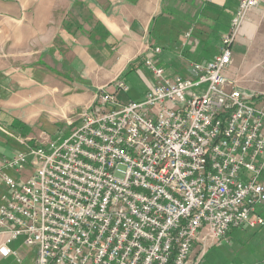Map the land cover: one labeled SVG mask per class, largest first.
Returning <instances> with one entry per match:
<instances>
[{
	"label": "built area",
	"instance_id": "2783aa9c",
	"mask_svg": "<svg viewBox=\"0 0 264 264\" xmlns=\"http://www.w3.org/2000/svg\"><path fill=\"white\" fill-rule=\"evenodd\" d=\"M259 2L238 1L218 53L189 77L167 76L149 43L142 99L122 102L115 79L67 137L13 154L6 169L32 170L18 181L0 169L1 255L19 261L8 243L20 238L32 264H188L196 246L197 264L231 228L264 227V97L225 74Z\"/></svg>",
	"mask_w": 264,
	"mask_h": 264
},
{
	"label": "crops",
	"instance_id": "0c3cea01",
	"mask_svg": "<svg viewBox=\"0 0 264 264\" xmlns=\"http://www.w3.org/2000/svg\"><path fill=\"white\" fill-rule=\"evenodd\" d=\"M77 1H82L84 6L78 5ZM238 1L137 0L130 4L127 0H41L38 13L43 14L42 32L32 49L40 57L31 56L20 61L16 56L15 59L19 60L16 63L22 66L6 75V85L2 86L7 90L4 106L8 110L14 108L17 104L14 98L17 97L8 90L31 85L30 77L43 85L53 81L55 84L50 88L58 89L59 85L60 95H91L92 102L99 87L115 79H125L131 62L136 57L143 60L149 43L161 47L157 58L167 75L189 77L192 61L210 60L218 53ZM14 5L8 10L10 16L18 13ZM24 54L28 53L22 51ZM51 62L55 64L53 67L49 65ZM51 69L57 75H51ZM77 73L81 79L75 75ZM225 74L247 96L264 94V0L248 12L231 45V63ZM144 76L146 79L142 78V81L146 92L152 78ZM31 93L28 92L22 102L29 103L27 96ZM256 102L264 104L263 100ZM262 209L264 206L260 208L263 215ZM227 233L216 247L234 248L251 239L260 255L264 253V227L248 230L231 228ZM2 240L0 234V243ZM8 246L16 251L20 260L0 253V264L33 263L34 248L24 246L20 238Z\"/></svg>",
	"mask_w": 264,
	"mask_h": 264
},
{
	"label": "rangeland",
	"instance_id": "374dc122",
	"mask_svg": "<svg viewBox=\"0 0 264 264\" xmlns=\"http://www.w3.org/2000/svg\"><path fill=\"white\" fill-rule=\"evenodd\" d=\"M127 2L135 4L137 0H127ZM77 3L84 6L82 1H77ZM14 4H16L18 13L10 16L8 10ZM40 5L41 0H0V99L3 104L0 106V124L12 135L0 131V169L5 170L6 173L15 177L18 181L25 179L32 169L27 166L19 173L6 169V161L10 156L23 150L25 145L41 144L46 146L58 143L74 130L79 123V114L91 104V95L88 97L78 95L79 93L60 95L59 85H57L58 89L50 88L51 85L55 84L53 81H47V84L43 85L36 78L30 77L32 80L31 85L26 84L8 90L17 97L14 98L15 103H17L13 108L15 110L12 108V110H8L4 106L7 90L2 86L6 85V75L12 73L13 69L18 66H22L18 65L20 63H16L19 60H26L31 56L40 57V54L36 53L35 55L32 52L34 42L42 32L40 23L43 22V14L38 13ZM53 17L55 18V16ZM87 34L90 35V32H87ZM16 50L18 55H16ZM22 51H26L28 54L23 56ZM16 56L19 57L18 61L15 59ZM142 61L141 58L136 57L131 64L134 62L137 64H134L133 68L129 66L127 69L124 80L128 84V89L125 93L119 94V99L124 103L138 101L145 92L140 74L150 76V73L148 74ZM49 65L53 67L55 64L51 62ZM50 74L57 75L52 69ZM75 75L78 79H81L79 73ZM28 92H32L27 96L29 103L25 100L22 102ZM262 96L264 97V94ZM13 120L16 121L14 122L15 127L11 125ZM20 140H22V143L19 142ZM3 188L4 186L0 182V192ZM262 213L264 215L263 209ZM240 229L248 230L245 228ZM243 242L234 248L228 246L222 248L210 247L197 264H264V253L260 255V251L254 248L253 240L249 239V242H246V240ZM197 253L198 248L195 247L188 264H194L192 263L195 261L193 258Z\"/></svg>",
	"mask_w": 264,
	"mask_h": 264
},
{
	"label": "trees",
	"instance_id": "16d2710c",
	"mask_svg": "<svg viewBox=\"0 0 264 264\" xmlns=\"http://www.w3.org/2000/svg\"><path fill=\"white\" fill-rule=\"evenodd\" d=\"M136 62H137V61H136ZM138 62H139V61H138ZM134 64L136 65L137 63H135V62L132 63V64L130 65V68H131V67L133 68V67H134ZM14 122H16V121H15V120H13V122L11 121V125L15 127Z\"/></svg>",
	"mask_w": 264,
	"mask_h": 264
}]
</instances>
